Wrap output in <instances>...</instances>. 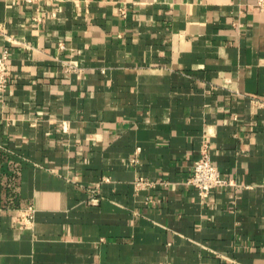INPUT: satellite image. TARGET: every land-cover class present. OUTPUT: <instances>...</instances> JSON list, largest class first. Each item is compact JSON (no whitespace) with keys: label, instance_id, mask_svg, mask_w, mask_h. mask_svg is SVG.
Here are the masks:
<instances>
[{"label":"crops","instance_id":"obj_1","mask_svg":"<svg viewBox=\"0 0 264 264\" xmlns=\"http://www.w3.org/2000/svg\"><path fill=\"white\" fill-rule=\"evenodd\" d=\"M3 47L0 264H264L255 0H0Z\"/></svg>","mask_w":264,"mask_h":264},{"label":"built area","instance_id":"obj_2","mask_svg":"<svg viewBox=\"0 0 264 264\" xmlns=\"http://www.w3.org/2000/svg\"><path fill=\"white\" fill-rule=\"evenodd\" d=\"M255 3L264 9V0H255ZM10 71V53L8 48L3 47L0 52V92L4 91L9 85ZM144 183L141 179L136 181L138 186ZM187 183L195 187L201 196H206L213 188L227 183L221 177L217 166L212 163L205 142H203L200 153L193 163L192 173ZM33 213L34 207L31 205L23 210L20 209L18 212V222L21 225H27V223L32 221Z\"/></svg>","mask_w":264,"mask_h":264}]
</instances>
